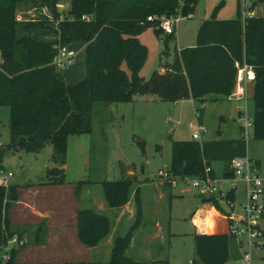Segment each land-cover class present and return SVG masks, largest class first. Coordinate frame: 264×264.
Instances as JSON below:
<instances>
[{"label":"trees","instance_id":"1","mask_svg":"<svg viewBox=\"0 0 264 264\" xmlns=\"http://www.w3.org/2000/svg\"><path fill=\"white\" fill-rule=\"evenodd\" d=\"M197 1L71 0L68 9L61 10L60 0H0V106L11 110L9 128L13 145L39 153L52 144L54 166L47 169L44 184H67L64 166L68 139L92 132L96 104L133 101L135 97L151 94L175 102L183 98L201 99L209 94L228 97L236 85V62L244 60L256 71L252 135L256 140H264V15L243 21L241 0L236 18L204 20L197 31L196 45L176 51L174 61L162 67L165 72L156 69L149 78L141 75L149 49L139 35L147 28H154L156 33L163 30L158 28L157 21H149L148 16H176L182 12L183 17L190 18ZM260 2L264 0H253L252 6ZM23 5L36 7L38 11L45 7L50 13L19 19ZM176 30L165 34V42L175 37ZM74 43L85 44L86 76L69 84L53 61L60 46L72 47ZM124 64L128 70L123 68ZM120 162L122 178L101 182L109 208L128 204L138 181V176L126 174V164ZM208 163V151L199 141L173 142L169 168L173 176H202ZM232 175L231 171L226 173ZM91 183L89 180L76 183L77 196L84 184ZM134 195L135 221L127 233L115 235L109 264L133 263L127 252L134 234L140 228L147 229L143 224L139 187ZM18 198L17 186L0 184V256L1 245L8 236L22 237V233L10 231L8 219V210ZM229 198L234 199V194ZM215 205L223 210L220 203ZM76 221L78 239L86 247L98 246L113 228L111 218L94 208L78 209ZM169 222L168 217V248L157 251L156 258L151 256L154 261L168 254ZM44 234L41 223L36 228V243ZM194 241L198 259L192 260V264H226L230 259L229 235L196 233ZM19 250H13L6 264H21L17 261Z\"/></svg>","mask_w":264,"mask_h":264},{"label":"rangeland","instance_id":"2","mask_svg":"<svg viewBox=\"0 0 264 264\" xmlns=\"http://www.w3.org/2000/svg\"><path fill=\"white\" fill-rule=\"evenodd\" d=\"M252 4V0H241V12H244V5H246V12L252 10L258 16H263L264 3L260 2L254 6ZM69 6L68 0H60L59 7L61 10L68 9ZM238 9V0H198L192 16L182 18L177 25L175 37L168 42H165L166 33L163 30L156 33L154 28L145 29L139 35V39L148 46L149 54L141 70V75L149 78L152 72L159 68L160 64L173 60L180 46H191L187 44L194 42L202 21L212 18L234 19L238 15ZM20 11L18 18L22 19L50 13L45 7L38 11L36 7L32 8L30 5L21 6ZM179 15H182V12H179ZM73 48L77 52L76 57L73 63L63 70L69 81H76L81 72L85 75L86 71L83 45L77 44ZM123 68L128 70L126 64ZM162 69L165 68L161 67L160 69L161 72H164ZM156 97L158 96L151 94L136 97L133 101H118L109 105L98 103L95 105L92 132L73 135L68 139V152L64 169L66 182L72 187L73 191L76 183L89 180L92 182V186L103 194L102 181L122 178L120 161L126 164L127 169H136L138 177L142 178L143 181L147 178L156 181L160 169L171 167L173 142L178 139L195 140L192 136L190 123L197 120V114L201 117L203 111L200 107L205 108L207 113L204 116L205 131L197 141H203L205 138L212 140L214 145H218V139H225L226 137L231 139L230 129H228V126H224V121L220 120L222 110L227 111V113H224L225 118H230L232 122L242 123L239 116L235 115L234 120L233 114L228 113L230 109L233 110L232 101L228 99L214 102L213 100L192 101L183 98L175 102L155 100ZM248 109L250 116L253 118L254 106L252 102ZM10 119V108L0 106V171L14 174L9 185L17 186L18 200L28 201L33 193L31 190L26 189L27 186L38 183L42 181V176H47L45 167L47 164L54 166L52 161L53 146L47 144L41 152L33 153L28 152L19 145H13L9 128ZM223 130L226 131L224 135ZM252 133L253 129L251 128L250 136L245 137L242 134L241 138L244 140L249 139L251 153L254 152L261 157L264 174V140H254ZM216 149V157L213 160L221 163L233 158L235 154L232 147L228 145L225 148L217 146ZM163 180H167V178ZM40 193L31 200H39L45 196V194ZM62 196L65 197V191L62 188H57L49 193L45 199L48 198L51 203L50 208L56 210L57 200L53 201L52 197L58 199ZM262 199L264 201V195H262ZM166 201L168 208L170 207L168 217L171 218L172 231L168 254H162L161 259L154 261L153 259L158 257V255H155L156 252L152 255L154 258L147 255L146 246L141 245V241L137 240L127 252L128 256L134 260L131 264H192V260L198 259L194 241L196 227L191 222L195 208L203 204L197 189L191 183L179 181L172 188V192L166 198ZM19 206L14 202L8 210L10 231L24 233L30 227L26 226L25 228L15 223V219H18V217L14 219L12 216L14 211L19 212ZM74 208V202H67L66 212H71ZM12 219H14L13 222ZM214 221L219 223L221 219L216 216ZM143 222L147 225V215ZM262 224L264 227V217ZM35 233L36 230L32 231V238L34 239L31 243L29 242L28 250H31V247L36 244L34 243L37 239ZM42 242H45V238L41 239ZM65 242L71 244L70 241L65 240ZM59 243V246H57L58 242H52V245L44 249H35L39 253L35 252L33 257H26L28 256V250L26 249L23 253L25 255L24 261H20L19 258H17V261L27 264L30 260L34 261L36 256H40L39 259H43L45 264H86L88 262L92 264H109L108 256L102 257L98 261L93 260L92 257L87 255V252H82L86 250L80 248L76 251L75 246H72V249L62 241ZM78 243L80 244L79 241ZM242 250L240 249L241 252ZM237 258L228 260L226 264H264V251L255 249L251 262H247L242 257ZM199 264L204 263L200 262Z\"/></svg>","mask_w":264,"mask_h":264},{"label":"crops","instance_id":"3","mask_svg":"<svg viewBox=\"0 0 264 264\" xmlns=\"http://www.w3.org/2000/svg\"><path fill=\"white\" fill-rule=\"evenodd\" d=\"M68 1L69 3H71V0ZM220 19H225V18H220ZM196 43H197V35L194 38V42L187 45L195 46ZM77 44L83 45L82 49L84 50V54H85L84 43H74L71 44V46L73 47L74 45ZM184 47H189V46H180L177 51H179ZM173 61L174 58L172 61L166 62L165 64H160L158 70H160L161 67L163 66H169ZM62 73L64 75L65 81L69 84L76 83L82 80L86 76V71H85V75L82 74L81 72L80 76L77 78L78 80L76 79V81H69L67 80L64 71H62ZM254 94H255V82L249 81L247 82V98H248L247 102H245L243 99H240L239 97L236 96L234 97V95L224 97L217 94H209L201 99H194V98H188V99L192 101L213 100L214 102L225 101L224 99H228L229 101H232V106H233V110L230 109L228 113L230 115L233 114L232 117L235 120V115L236 116L241 115V109L243 108V106L246 105L247 108H249L251 102L254 106ZM158 99L160 98L156 97L155 100ZM200 108L203 111V113L201 114V117L199 116V121L204 123V116L207 113V110L203 107ZM224 113H227V111L222 110V115H220L222 116L221 117L222 119L220 118V120L224 121L225 122L224 126H228V129H230L231 139L227 137L225 139H218V145H214L212 140L205 138L203 139V141H199V142L201 143L202 147L208 151L210 165L213 169L214 175L216 176V178L220 180L221 186L224 189H226L228 188V183L224 182L223 178L227 172L231 171L233 161L238 157L249 156L259 165L263 176L264 174L262 170L261 157L257 156L254 152L251 153V145L249 139L244 140L241 138L242 123L240 122L238 123L236 121L232 122L230 118L228 119L225 118L226 115ZM224 132L226 131L225 130L222 131L223 135ZM227 145L229 147H232V149L235 151L233 158L226 160L224 163L214 161L213 159L214 157H216L217 146L225 148ZM45 167L47 171L48 168H51L53 166L47 164ZM135 170L136 169L133 168L127 169L126 174L138 176ZM158 176L156 181L150 178H147L143 181L142 178L138 177V181L134 186L133 194L130 201L128 202V204L120 208H109L105 202L104 195L98 192V190H96L94 186H92V183L91 185L84 184L83 187L81 188L79 196H77L75 194V189L73 191L70 185L44 184L45 182L43 179L45 176H42V181L35 184H29L26 189L32 191L33 195L31 198H34L35 195L39 194L40 192H41L40 194H45V196L39 200L37 199L31 200V198L28 201L18 200L16 202L17 206L21 205L18 208L19 212L14 211L12 215L14 219L18 217V219L17 218L15 219V223L25 228L26 226L30 227L29 230H25V232L22 233V237L25 238L27 244L24 247L20 248L21 250H19V255H18L19 260L24 261L23 259L25 255H23V253L26 249L28 250L29 242L31 243L32 240L34 239L32 238L33 236L32 231L34 232L37 226L41 223L44 224L45 227V234L43 237L45 238V242L41 243V238H40L38 239L40 243L39 242L36 243L37 241L36 239V241L34 242L36 243L34 244L35 246L31 247V250L27 251L28 256L26 257H33V254L35 252L39 253V251H35V249L36 250H39L40 248L44 249L47 246L52 245V242H58L57 246H59L60 245L59 242L62 241L67 247L70 246L72 248V246H75L76 251H78L80 248L81 250H86L82 252H87V255L92 257L93 260L98 261L101 260L102 257H106V256L110 258L115 235L127 233V231L130 229V227L133 225L135 221L136 204H135L134 192L136 191L137 187H139L141 190L144 215L145 216L147 215V229L140 228L136 230L133 237L132 246L133 244L136 243L137 240L141 241V245L146 246L145 250H147V255L150 256H152L154 252L158 253L157 251L159 250L162 251L166 250L168 248V246L166 245L167 237H168V232H167L168 226H166V224H167V217L169 216L168 212L170 210V207L168 208L166 198L169 196V194H171L172 188L176 185L170 182L169 180H163L164 178H162L159 175V172H158ZM180 179L181 178H177V181L178 182L181 181ZM57 188L59 189L62 188L65 191V197L62 196L59 197L58 199L56 197H52L53 201L57 200L56 202L57 211H56L54 210V208H50L51 203L49 202L48 198L45 199V197L49 195V193L55 191ZM75 196L77 199L75 198ZM199 197L203 204L195 208L194 214L191 217V222L196 227L195 234L222 233L228 235V219L225 213L227 211V208L222 205L223 210H219L217 209L215 203H213L212 201H204L203 197H201L200 195ZM235 198L238 202H241L244 199V185L242 183L239 184L238 192L235 193ZM69 201L75 203V208L71 212H66V204ZM80 208H94L99 213L107 214L112 220L113 228L111 234L108 237H106L96 247H86L78 239L76 213L77 210ZM216 216L219 219H221V222L215 223L214 218ZM14 219H12V222ZM169 231L172 236L171 218L169 222ZM65 240L70 241L71 244H67ZM78 241L80 242V244L78 243ZM230 254L231 255L229 260L238 259L237 257L239 258L242 257V253L235 239L233 238L230 246ZM39 258L40 256H36L34 261L30 260L29 263L27 264L42 263L44 260ZM20 261L19 263H21ZM23 263L24 262H22L21 264Z\"/></svg>","mask_w":264,"mask_h":264},{"label":"built area","instance_id":"4","mask_svg":"<svg viewBox=\"0 0 264 264\" xmlns=\"http://www.w3.org/2000/svg\"><path fill=\"white\" fill-rule=\"evenodd\" d=\"M244 12L242 19L245 21L248 17L257 16L255 11ZM179 15V14H178ZM172 16H148L149 21H157L160 28L165 33H174L178 23L182 20V15ZM192 14L189 15L191 17ZM22 19V18H19ZM76 50L68 45H62L58 49V53L54 58V65L59 70H64L73 63L76 57ZM2 55L0 52V62ZM237 78L236 86L231 95L239 97L247 102V82L256 80V71L252 64L246 60L236 62ZM165 72V69H162ZM230 95V96H231ZM242 122L243 136H250V130L253 129L254 119L250 116L247 106L241 109L239 116ZM190 127L192 136L195 140L199 139L204 131L205 125L197 120L191 121ZM231 172L232 176H224L223 181L228 183V188L224 189L220 180L213 173L211 165H205L204 174L202 176H184L181 181L191 183L199 195L207 198L212 202H218L220 205L227 208L226 216L228 219V235L235 239L239 249L242 250V257L247 262L253 259L255 249L264 251V229L262 227V219L264 216V176L261 173L259 165L249 156L238 157L234 159ZM159 175L167 178L173 184H177V177L173 176L169 169H160ZM14 174L12 172L0 171V184L8 186ZM244 185V199L238 202L235 198V193L239 188V184ZM230 194H234V199L229 198ZM222 206V207H223ZM27 241L18 234L8 236L5 242L1 245V260L2 264H6L12 257V252L15 249H20L25 246Z\"/></svg>","mask_w":264,"mask_h":264}]
</instances>
